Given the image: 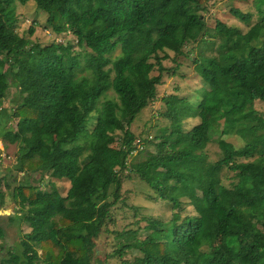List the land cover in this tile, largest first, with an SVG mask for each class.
Wrapping results in <instances>:
<instances>
[{
	"label": "trees",
	"instance_id": "obj_1",
	"mask_svg": "<svg viewBox=\"0 0 264 264\" xmlns=\"http://www.w3.org/2000/svg\"><path fill=\"white\" fill-rule=\"evenodd\" d=\"M213 1L0 0L2 139L19 145L20 173L48 177L45 192L39 185L13 190L32 231L25 260L10 255L2 264H41L40 246L44 264H94L105 231L117 242L110 257L121 264H132L125 258L134 252L141 264H264V112L255 108L264 104V0L253 1L256 24L254 12L233 8L237 24L217 18L212 29ZM30 2L54 34L74 41L43 47L20 35L8 18L13 6ZM195 50L201 103L163 97L167 132H137L165 79ZM10 92L19 103L5 102ZM197 118L187 131L186 121ZM228 125L244 147L221 141ZM216 141L223 158L211 162L205 150ZM223 169L237 182L224 185ZM135 178L155 191L153 201L171 206V216L144 218L137 231L109 230L124 184ZM64 180L66 195L54 182Z\"/></svg>",
	"mask_w": 264,
	"mask_h": 264
},
{
	"label": "rangeland",
	"instance_id": "obj_2",
	"mask_svg": "<svg viewBox=\"0 0 264 264\" xmlns=\"http://www.w3.org/2000/svg\"><path fill=\"white\" fill-rule=\"evenodd\" d=\"M254 0H215L210 4V13L206 17H211L212 20L209 22V26L213 29L216 26V20L221 19L226 22V24L233 26L237 24V21L231 14L233 8H238L244 13H253V25L257 22V13H255L253 7ZM259 9V6H257ZM12 16L8 18V23L11 24L13 21V27L16 28L17 32L26 37L27 39L33 41L34 43L40 44L43 47L51 45H67L68 40L74 41V38L57 36L54 32L48 28L47 23V14L39 10L34 2H30L26 6L15 5L12 8ZM264 16V8H263ZM35 27V33L33 36L29 35L30 28ZM246 31V28L243 29ZM264 37V31H263ZM262 42H259L260 44ZM70 51H78V48L69 46ZM198 52L193 54L189 59L181 60L182 67L178 72L172 74L171 77L165 79L164 86L159 90L160 101L155 102L150 110H146L141 113L138 118V121L135 125V130L137 132L145 131L150 134L151 137L155 136V131L161 129L162 133L167 132L169 121L163 119V114L166 113L169 109L163 103V97L176 95L180 99H184L192 102L194 106H198L202 101V90L204 84L196 72V65L194 59L198 57ZM171 66V65H170ZM172 68H170V71ZM86 73V71L84 72ZM200 92V93H199ZM10 94V95H9ZM8 94V98L5 102L19 103L18 94L13 96L12 92ZM255 108L258 111L264 112V104L257 102ZM3 109L4 107H1ZM204 120H212V117L209 114L204 115ZM97 122V117H96ZM201 122V119H189L185 123V129L191 131L196 125ZM15 122H10L11 126H15ZM95 122L90 125V129L95 127ZM155 124V125H154ZM68 125L64 126L62 134L59 136L61 139L65 138L68 134L69 129ZM156 127V128H155ZM226 131L228 135L222 138V142L227 146H232L236 149H240L245 146V142L237 137L234 131L233 125L226 126ZM219 137V136H218ZM217 138V140H219ZM221 139V138H220ZM19 152V145H6L2 139V131L0 130V202L3 201L5 210H8L13 216V219L10 222H7L6 215H0V225L6 227V232L0 231V242H2V247L4 246L3 256H0V264L3 260H9L7 253L14 252V248H18V255L21 257L20 262H23L24 259V250L23 247L18 246L21 241L25 240L26 234H29L32 230L25 221V216L23 215V210L21 206L16 205L12 197V192L14 189H19L22 186L26 185H39L41 189L45 192L46 180L48 177L46 174L42 173L41 176H37L34 173L24 174L20 173L17 167V157ZM205 155L207 159L211 162H217L223 158L220 144L216 141L212 144L206 146ZM11 174L14 175L16 181L14 182L11 178ZM223 184L230 186V184L236 183L237 180L233 178L227 179L228 177H234L227 169H223ZM7 181H6V180ZM191 181H195L193 177H189ZM56 186L59 188L62 195H66L70 189V182L67 180L64 181H54ZM8 184L10 186H8ZM198 189H203L201 185L198 186ZM261 194L264 193L263 190H258ZM192 198H195L194 192L191 193ZM157 198V194L154 190L150 189L147 184L140 181V179L135 178L134 181H127L124 184L123 199L116 208L113 210L114 223L113 227H109V230H114L116 232H122L128 229L139 230L146 226V220L144 218H158L167 220L171 216V206L164 202H155L153 199ZM191 211V210H190ZM1 212V211H0ZM138 212V213H137ZM136 216V217H135ZM7 222L5 224V221ZM138 223V224H136ZM131 226V227H130ZM1 230V229H0ZM96 255L94 264H102L100 260L108 258L104 264H121L123 260L117 258H111L110 254L115 252L117 242L114 241L113 233H105L100 239L96 241ZM38 256L40 257L41 264H44L42 260L44 259V250L43 248L36 247ZM222 253H228L227 249H222ZM125 259L130 260L132 264H141V255L137 252L132 253V258L126 257ZM124 259V260H125Z\"/></svg>",
	"mask_w": 264,
	"mask_h": 264
},
{
	"label": "flooded vegetation",
	"instance_id": "obj_3",
	"mask_svg": "<svg viewBox=\"0 0 264 264\" xmlns=\"http://www.w3.org/2000/svg\"><path fill=\"white\" fill-rule=\"evenodd\" d=\"M1 167V166H0ZM11 178H12V180L15 182L16 181V178L14 177V175H12L11 174ZM3 180V179H2ZM2 180H0V182H2ZM6 180V179H5ZM7 181V180H6ZM8 186H10L9 184H8ZM1 194V193H0ZM14 200V199H13ZM16 203V202H15ZM16 205H19V204H17L16 203ZM20 206V205H19ZM5 206H4V204H3V201L2 202H0V215H6V216H8L7 217V222H10V220L11 219H13V216L10 214V212L8 211V210H5ZM0 219H2V218H0ZM5 221V220H4ZM5 221V224L7 223ZM0 229H3L5 232H6V227H4V225H0ZM30 234V233H29ZM29 234H26L27 236H26V238H25V240H23V241H21V243L20 244H17L18 246H21V247H23V250L25 251V243L27 242V243H29V239H28V235ZM4 246L2 247V242H0V256H3V252H4ZM35 249H36V247H35ZM36 252H37V250H36ZM7 255L9 256V260H10V255H15V256H19L18 255V248H14V252H9V253H7ZM23 255H24V253H23ZM20 257V256H19ZM4 261L5 260H3V261H1V264L2 263H4ZM6 261H8V260H6Z\"/></svg>",
	"mask_w": 264,
	"mask_h": 264
}]
</instances>
